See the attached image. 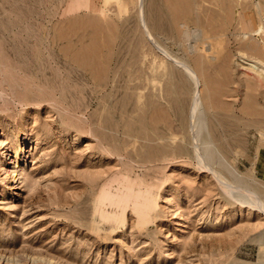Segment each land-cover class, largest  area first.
I'll list each match as a JSON object with an SVG mask.
<instances>
[{
    "label": "rangeland",
    "instance_id": "rangeland-1",
    "mask_svg": "<svg viewBox=\"0 0 264 264\" xmlns=\"http://www.w3.org/2000/svg\"><path fill=\"white\" fill-rule=\"evenodd\" d=\"M262 7L0 0V264H263Z\"/></svg>",
    "mask_w": 264,
    "mask_h": 264
},
{
    "label": "bare ground",
    "instance_id": "bare-ground-1",
    "mask_svg": "<svg viewBox=\"0 0 264 264\" xmlns=\"http://www.w3.org/2000/svg\"><path fill=\"white\" fill-rule=\"evenodd\" d=\"M255 8V7H254ZM253 8V9H254ZM262 8H264V7H262ZM251 9H252V7H251ZM257 9H259L260 10V7L259 8H257ZM246 10V9H245ZM248 11H250V10H248ZM255 11V10H254ZM258 11V10H257ZM256 11V12H257ZM261 11V10H260ZM259 12V11H258ZM243 13H245V11H243ZM246 13H247V11H246ZM260 13H262L263 14V11L262 12H260ZM257 14V13H256ZM227 16H228V14H227ZM246 16V15H245ZM244 16V17H245ZM229 17V16H228ZM248 18H250L249 16H248ZM255 18H258V17H255ZM246 19V18H245ZM261 19V18H260ZM227 20V19H226ZM256 20V19H255ZM259 20V19H258ZM258 20L256 21V22H258ZM230 21H231V19H230ZM244 21V20H243ZM209 23V22H208ZM249 23V22H248ZM259 23V22H258ZM228 24V23H227ZM243 24H245V23H243ZM246 24H247V22H246ZM229 25V24H228ZM250 25H251V21H250ZM263 25V24H262ZM231 26V25H230ZM229 26V27H230ZM245 26H248V24L247 25H244V27ZM251 27V26H250ZM250 27H246V28H249L250 29ZM231 28V27H230ZM238 29V28H237ZM232 30V29H231ZM246 30V29H245ZM244 30V31H245ZM230 31V30H229ZM239 31V30H238ZM212 32V31H211ZM227 32H228V30H227ZM245 32H249V31H245ZM253 32V31H252ZM256 32V31H255ZM187 33V32H186ZM233 33H235V32H233ZM250 33V32H249ZM212 34H214V33H212ZM236 34V33H235ZM216 35V34H215ZM230 35H231V33H230ZM230 35H228L229 37H230ZM239 35V34H238ZM216 37V36H215ZM246 37V36H245ZM248 37V36H247ZM184 38H186V37H184ZM250 38V37H249ZM253 38V37H252ZM229 39V38H228ZM237 39V38H236ZM183 40V39H182ZM209 40V39H208ZM249 41V40H248ZM251 41V40H250ZM249 45H251V44H249ZM254 47H256L255 45H254ZM258 47V46H257ZM251 49H253V46L252 47H250ZM249 48V49H250ZM260 48V47H259ZM245 50H246V47L244 48ZM247 49H248V47H247ZM256 50V49H255ZM260 50V49H259ZM262 50V49H261ZM240 51V50H239ZM243 51V50H242ZM241 51V52H242ZM251 51V50H250ZM246 52H248V50H246ZM252 52H253V50H252ZM252 52H250L251 54H248V53H246L247 55H252ZM261 52V51H260ZM262 52H264V50L262 51ZM243 53H244V51H243ZM255 53V54H254ZM258 53V52H257ZM256 52H253V55L255 56H257L258 54H257ZM245 54V53H244ZM262 54H264V53H262ZM255 56V57H256ZM250 58H253L252 56H250ZM260 58H261V60H263V57L260 55V57H259V60H256V61H260ZM178 62V61H177ZM261 62V61H260ZM179 63V62H178ZM183 63V62H182ZM181 63V64H182ZM264 65V64H263ZM182 66H184L183 64H182ZM189 67V66H188ZM257 67V66H256ZM256 69V68H255ZM251 70H253V69H251ZM257 70V69H256ZM256 70H254V71H256ZM187 71L189 72V74L193 77V78H196V75H195V72L192 70V68H187ZM263 71V70H262ZM252 73V72H251ZM254 73V72H253ZM256 73V72H255ZM257 74V73H256ZM258 74L260 75V73L258 72ZM257 74V75H258ZM262 74H264V73H262ZM257 75H255V76H257ZM258 75V76H259ZM254 76V77H255ZM261 76V75H260ZM259 76V77H260ZM263 76V75H262ZM261 76V77H262ZM253 77V76H252ZM254 77H253V79H254ZM262 79V78H261ZM264 79V78H263ZM191 80V79H190ZM259 82H260V84H261V81H263V80H259V79H257ZM257 80H256V83L255 84H258L257 83ZM255 81V80H254ZM264 83V82H263ZM258 86H259V84H258ZM260 87H261V85H260ZM262 87L264 88V85L262 84ZM261 87V88H262ZM258 89H259V87H258ZM197 90V89H196ZM195 93V92H194ZM216 97V96H215ZM218 99V98H217ZM198 100V99H197ZM218 100H220V99H218ZM200 101V100H199ZM195 102H196V100H195ZM195 107H197V104H196V106ZM198 108V107H197ZM196 109V108H195ZM194 109V110H195ZM191 111V110H190ZM256 111V110H255ZM196 112V111H195ZM200 112V111H199ZM252 112H253V110H252ZM201 114H202V112H201ZM255 115V114H254ZM199 117V116H198ZM203 118V117H202ZM202 121V120H201ZM191 122V121H190ZM196 124V123H195ZM204 124V123H203ZM205 127H206V125H205ZM205 127H204V129H205ZM195 129V128H194ZM200 129H202V128H200ZM200 132H201V130H199ZM205 131V130H204ZM197 132V131H196ZM202 132H203V130H202ZM261 132V131H260ZM203 133H205V132H203ZM202 135V134H201ZM263 136H264V134H263ZM198 137V136H197ZM197 139V138H196ZM207 139H209V138H207ZM194 140H195V138H194ZM198 140V139H197ZM191 141H192V139H191ZM190 141V142H191ZM206 141V140H205ZM212 142V141H211ZM206 144H211V143H209V141H208V143H206ZM214 145V143L212 142V145L209 147L208 145H205V146H207L208 147V150H209V148L211 149L212 148V146ZM263 145V144H262ZM261 145V147H263ZM206 147V148H207ZM192 148V147H191ZM199 148H201V147H199ZM216 147L214 146V148H212L213 149V151H217L216 149H215ZM264 148V147H263ZM199 150V149H198ZM207 149L205 150V152H204V154H203V156L207 153L206 151H208ZM212 150H210V152H213ZM6 152V151H5ZM208 153H209V151H208ZM215 154H218L217 152L215 153ZM215 154H213V153H209V155L208 156H206L207 158H208V162H207V164L209 165V163L211 162H214V160L216 161V157L218 156H215L214 157V155ZM220 154V153H219ZM199 155H200V153H199ZM7 157H8V155H7ZM200 157V156H199ZM218 157H221V156H218ZM220 160H218L219 161V165L221 166V163L224 165L225 164V162L223 161V160H225L223 157H222V161H221V158H219ZM262 160V159H261ZM220 161H221V163H220ZM205 162V161H204ZM203 163V162H202ZM206 163V162H205ZM210 163V164H211ZM260 163H261V161H260ZM262 164H264V161L262 162ZM210 166V165H209ZM217 166V165H216ZM225 166V165H224ZM228 166V165H227ZM211 167V166H210ZM210 167H206V169L205 170H208V171H210ZM226 168V167H225ZM204 169V168H203ZM212 170V169H211ZM221 170H222V168H221ZM223 170H226V169H224L223 168ZM226 172H228V170L226 171ZM230 172V171H229ZM228 172V173H229ZM207 174H208V172H207ZM230 174V173H229ZM232 174V175H231ZM231 176H233V173L231 172ZM215 175H217V173L215 174ZM223 176V175H222ZM237 176H239V175H235V177H237ZM219 177H221V176H219ZM224 178V177H223ZM237 178H239V177H237ZM219 179V181L224 185V188H225V190H226V192L228 193V195L229 196H231V197H233L234 198V200L235 199H237V201L239 200V202H240V204H242L241 206H243V204H246V206L248 205V207L247 208H252V210L253 211H264V203L263 202H261L260 201V199L259 198H261L262 196H261V193H260V191H258V193L260 194H257L256 193V191H254V192H251L250 193V191L251 190H249V188H251V187H248V189L247 190H249V192L246 190V189H243V188H245V187H243L244 185H242L240 182L241 181H239L238 179H236V181L238 180V182H234V183H228L227 181H225V179L223 180V179H221V178H218ZM218 179H217V181H218ZM234 180V179H233ZM235 181V180H234ZM244 182V181H243ZM219 183V182H218ZM221 183H219V184H221ZM246 183V182H245ZM247 185V184H246ZM255 190V189H254ZM258 195L260 196L259 198H258ZM242 199V200H241ZM262 199V198H261ZM247 201L246 203H244V201ZM236 201V202H237ZM264 201V200H263ZM263 264H264V261L262 262Z\"/></svg>",
    "mask_w": 264,
    "mask_h": 264
},
{
    "label": "crops",
    "instance_id": "crops-1",
    "mask_svg": "<svg viewBox=\"0 0 264 264\" xmlns=\"http://www.w3.org/2000/svg\"><path fill=\"white\" fill-rule=\"evenodd\" d=\"M260 166V165H259ZM264 170L263 171H261V170H258V174H260V175H262V177H264Z\"/></svg>",
    "mask_w": 264,
    "mask_h": 264
}]
</instances>
